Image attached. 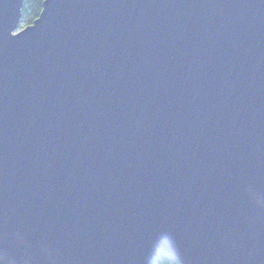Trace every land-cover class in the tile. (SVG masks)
<instances>
[{"label": "water", "instance_id": "1", "mask_svg": "<svg viewBox=\"0 0 264 264\" xmlns=\"http://www.w3.org/2000/svg\"><path fill=\"white\" fill-rule=\"evenodd\" d=\"M0 0V264H264V0Z\"/></svg>", "mask_w": 264, "mask_h": 264}, {"label": "trees", "instance_id": "2", "mask_svg": "<svg viewBox=\"0 0 264 264\" xmlns=\"http://www.w3.org/2000/svg\"><path fill=\"white\" fill-rule=\"evenodd\" d=\"M43 0H24L21 7V18L19 28L32 23L39 15ZM149 264H180V262L171 254L159 251Z\"/></svg>", "mask_w": 264, "mask_h": 264}, {"label": "snow or ice", "instance_id": "3", "mask_svg": "<svg viewBox=\"0 0 264 264\" xmlns=\"http://www.w3.org/2000/svg\"><path fill=\"white\" fill-rule=\"evenodd\" d=\"M247 195L253 201L264 203V190L252 189L247 193Z\"/></svg>", "mask_w": 264, "mask_h": 264}]
</instances>
